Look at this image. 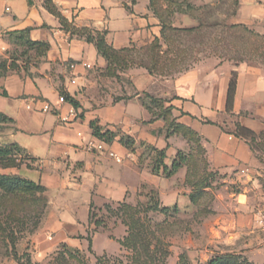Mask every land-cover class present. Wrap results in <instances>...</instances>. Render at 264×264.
Listing matches in <instances>:
<instances>
[{
    "label": "crops",
    "instance_id": "obj_1",
    "mask_svg": "<svg viewBox=\"0 0 264 264\" xmlns=\"http://www.w3.org/2000/svg\"><path fill=\"white\" fill-rule=\"evenodd\" d=\"M149 4L0 0V114L12 120H0V145L21 148L41 170L26 176L59 193L28 252L38 262L61 245L89 252L91 237L96 257L122 254L124 226H117L123 235L114 240L91 224V211L129 202L146 190H155L165 207L177 206L196 216L189 166L170 178L154 175L151 166L140 161L143 151L121 144L120 135H126L136 145L145 142L165 150L169 167L180 151L204 159V175L211 180L203 192L212 196V204L202 223L189 227L187 241L201 262L218 253L264 264V228L257 223V213L264 210V151L259 146L264 134V70L210 58L163 81L142 65L130 68L131 54L162 35ZM63 21L77 30L103 33L117 51L131 49L129 59L109 68L95 43L73 35ZM262 22L264 0H242L234 23L252 28ZM74 78L76 85L71 84ZM163 83L169 84L164 91ZM63 93L79 107L59 103ZM47 103L52 109L44 111ZM92 122L120 134L112 143L104 141L103 152L87 147L99 139ZM244 168L247 173L241 172ZM10 170L24 172L0 167V174ZM100 235L115 242L116 249L99 251Z\"/></svg>",
    "mask_w": 264,
    "mask_h": 264
},
{
    "label": "rangeland",
    "instance_id": "obj_2",
    "mask_svg": "<svg viewBox=\"0 0 264 264\" xmlns=\"http://www.w3.org/2000/svg\"><path fill=\"white\" fill-rule=\"evenodd\" d=\"M241 1L189 0L190 10L175 12L169 19L175 28L194 30L182 36L184 60L176 67L162 72L160 74L161 80L174 79L177 73L210 58L233 64L246 63L264 70V50L259 47L261 45L259 41L264 40V22L257 23L252 28L246 26L247 31L234 29L226 32L227 27L235 25L234 20ZM160 43L162 50L165 51L167 49L165 41L162 39ZM146 48L144 47L139 51L135 50L131 54L130 68L141 65L140 60L148 61ZM169 75L170 77L163 78ZM168 85L163 83L161 85L162 91L166 90ZM133 149L143 151L140 159L142 165L148 164L152 167L162 160L155 147L145 142L135 145ZM192 159V171L195 174V179H197L195 184H210L211 179H208L207 183H202V180L207 176L204 175V159L196 156ZM2 165L5 168L24 169L23 173L10 170L8 176H19L28 180L33 179L30 176L27 177L26 174H32L36 170L41 172L39 168L31 164L29 158L21 156H7ZM43 188L45 189L16 193L2 201L0 213L2 219L11 225L14 240L13 247L10 245L5 248L0 244V264H9L12 261L17 264H207L218 255V253L211 255L209 252L211 257L203 263L201 256L187 246L188 239H191L188 236L189 227L202 223L203 217L208 214L212 204V196L209 193L196 196L197 212L196 216L191 217L181 210L169 209L164 211L165 206L161 202L159 194L146 190L131 198L124 207L108 205L105 210L96 207L91 212L95 220L102 221L105 232L114 240L123 235V232L116 230L117 226L121 224L124 226L126 234L123 239H119L120 243L130 236L129 226L123 223L122 213L125 211V218L126 213L130 214V219H127L128 224L134 228L137 220L140 222L135 227V233L144 235L145 241L149 243L147 250L137 253L130 248L123 247L124 252L122 254L104 255L99 258V261L92 251L82 252L77 249L75 251L61 245L59 249L45 258L44 262H38L28 250L32 245L33 236L39 232L45 221L51 202L59 195L58 192L46 187ZM97 247L99 251L102 249L113 251L117 244L109 241L104 235H100L97 239Z\"/></svg>",
    "mask_w": 264,
    "mask_h": 264
},
{
    "label": "trees",
    "instance_id": "obj_3",
    "mask_svg": "<svg viewBox=\"0 0 264 264\" xmlns=\"http://www.w3.org/2000/svg\"><path fill=\"white\" fill-rule=\"evenodd\" d=\"M135 2L136 0H132ZM149 8L151 12L155 15L156 18L159 19L160 24L162 26V35L161 38L155 39V41L150 45L147 46L145 49L146 57L148 58V61L145 62L143 60H140V64L145 67L151 74L160 75L162 72H164L166 69L174 68L178 64H181L184 60V51L181 43L182 36L186 33L192 32V30L187 29H179L175 28L172 23H170L169 19L172 17V15L177 11H188L191 9V4L189 3V0H149ZM63 27H65L68 31H71L73 35H77L80 37L86 38L89 42H94L98 52L103 55L108 61H109V68H113L114 65L121 66L127 59H129L131 49H126L123 51H117L114 48H112L108 43L106 42L105 35L101 32H95L93 30L89 29H82L77 30L75 28H72L71 26L67 25L65 21H63ZM225 28L227 26H224ZM234 29H244L247 31L246 25H232L230 27L226 28V32ZM164 40L167 49L164 51L162 50L161 40ZM259 43L261 44L259 47L264 50V40H260ZM174 46V47H173ZM176 46V47H175ZM65 96V99L67 102L71 103L75 107H79L78 103L70 96H68L66 93H63ZM0 120L3 121H12L11 119L7 118L6 116L0 114ZM91 129L93 131V135L100 140L105 141L106 143H112L120 134L118 132H112L110 130H105L103 127H101L97 122L91 123ZM261 143L259 144L260 149L264 151V134L261 135ZM120 142L125 147L129 149H133L136 145L135 141L126 136V135H120ZM156 149V148H155ZM157 150V149H156ZM157 154L162 159L159 163L155 164L151 167V171L154 175H162L166 178H170L173 175H175L182 167L185 165H188L189 168L192 171V164H193V157H188L185 155L184 152L180 151L178 152L177 156L172 162V165L169 167L165 164L166 154L165 150L159 151L157 150ZM15 155V157H25L29 158L24 151L15 145H6L2 146L0 145V167L5 168L2 163L5 157ZM30 159V158H29ZM31 160V159H30ZM8 168V167H6ZM204 171H205V165H204ZM193 172V171H192ZM208 176V175H207ZM205 177L202 180V183L206 182L210 178ZM193 178V179H192ZM190 182H193L195 184V174L192 173L190 175ZM207 184H195V193L192 196V201L194 204H196V196L205 194L203 192V189L206 187ZM44 186L37 184L31 180L21 178L19 176H8V175H1L0 174V208L2 206V201L4 198L8 196H12L13 194H21V193H27L29 191H38L45 189ZM153 193H157L155 190ZM110 205V204H108ZM106 205L105 208L108 206ZM125 203H121L118 206L124 207ZM169 209H175L178 211V207H164V211H168ZM125 211L122 213V220L123 223L127 224L129 226L128 231L129 235L127 239H125L123 242H121V245L124 248H130L133 251H136L139 253L142 250L148 249V244L145 241V237L142 234H137L135 227L140 224V222L137 220L135 223L134 228L128 224V220L130 219V214L126 213ZM90 222L93 223L96 228H104V225L101 220L96 219L92 215H90ZM103 226V227H102ZM11 225H8L4 219H2L1 213H0V244H2L3 247L8 248V246L13 247V230H11ZM90 241V250L92 251V242ZM67 247L66 245H64ZM131 246V247H129ZM76 251V249H74ZM98 259L100 257H97ZM100 261V259H99ZM207 264H252L250 263L246 258L239 255L234 254H218L216 257L212 258Z\"/></svg>",
    "mask_w": 264,
    "mask_h": 264
},
{
    "label": "built area",
    "instance_id": "obj_4",
    "mask_svg": "<svg viewBox=\"0 0 264 264\" xmlns=\"http://www.w3.org/2000/svg\"><path fill=\"white\" fill-rule=\"evenodd\" d=\"M7 10L9 11L10 8H7ZM84 66L86 68H90V66L88 64H84ZM69 67H70L71 70H75L76 69V64L71 63ZM71 84L76 85L77 84V79L76 78L72 79L71 80ZM59 103H61V104L67 103L64 95H61L59 97ZM51 109H52V106L49 103L45 104L44 111H49ZM61 120H62V122L68 123V118H64L63 117ZM87 147L89 149H91V150H96L98 152H103V151L106 150V143L104 141H102V140L95 139V140L90 141L87 144ZM108 154H109V156L111 158L115 159L116 162H118V163L122 162V158L120 156L116 155L114 152L109 151ZM241 172L242 173H247L248 170L244 168V169L241 170ZM257 223H258L259 226L264 228V210H261L260 212L257 213Z\"/></svg>",
    "mask_w": 264,
    "mask_h": 264
}]
</instances>
